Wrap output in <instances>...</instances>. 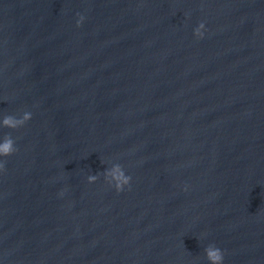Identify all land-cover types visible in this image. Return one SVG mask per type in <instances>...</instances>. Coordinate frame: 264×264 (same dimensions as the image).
I'll list each match as a JSON object with an SVG mask.
<instances>
[{
	"label": "water",
	"instance_id": "water-1",
	"mask_svg": "<svg viewBox=\"0 0 264 264\" xmlns=\"http://www.w3.org/2000/svg\"><path fill=\"white\" fill-rule=\"evenodd\" d=\"M9 134L0 264H264V0H0Z\"/></svg>",
	"mask_w": 264,
	"mask_h": 264
},
{
	"label": "clouds",
	"instance_id": "clouds-1",
	"mask_svg": "<svg viewBox=\"0 0 264 264\" xmlns=\"http://www.w3.org/2000/svg\"><path fill=\"white\" fill-rule=\"evenodd\" d=\"M79 15L77 26H82L85 17ZM205 24L201 22L199 26L194 30V34L197 38L202 39L204 37ZM32 119L31 112H25L22 117L17 118L13 115H7L3 118V127L10 129H17L24 126L28 121ZM18 149L15 146V140L12 136L6 135L3 138V142H0V157H9L13 155ZM6 162H0V172L6 171ZM104 176L111 177L109 184L113 185L118 192H122L126 185H130L132 177L126 175L124 168L121 164H115L111 169L105 171ZM99 179V174L90 175L88 177L89 183H95ZM205 253L210 264H224V252L218 248L215 244H210L206 249Z\"/></svg>",
	"mask_w": 264,
	"mask_h": 264
}]
</instances>
